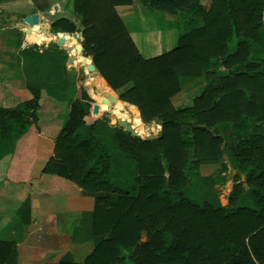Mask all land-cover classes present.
I'll return each instance as SVG.
<instances>
[{"label":"trees","instance_id":"obj_1","mask_svg":"<svg viewBox=\"0 0 264 264\" xmlns=\"http://www.w3.org/2000/svg\"><path fill=\"white\" fill-rule=\"evenodd\" d=\"M134 1L72 0L78 22L51 21L89 58L97 85L92 92L81 84L80 96L66 79L46 89L68 113L42 172L60 180L51 190L93 194L91 250L80 261L55 264H264V0H210L208 7L201 0H143L182 22L175 45L148 57L116 9ZM20 53L46 55L49 79L68 57L54 41H33ZM189 76L203 77L202 88L175 105L172 96ZM29 90L31 97L0 105V159L39 127L41 89ZM117 100L137 106L127 116L115 113L138 133L109 123ZM155 118L158 134L141 136L142 122ZM224 157L235 173L220 205L194 189L225 180ZM206 164L220 172L200 177ZM16 262L15 240L0 238V264Z\"/></svg>","mask_w":264,"mask_h":264},{"label":"crops","instance_id":"obj_2","mask_svg":"<svg viewBox=\"0 0 264 264\" xmlns=\"http://www.w3.org/2000/svg\"><path fill=\"white\" fill-rule=\"evenodd\" d=\"M24 3L27 7L33 6L30 0ZM138 7L135 3L116 5L121 17L127 12L134 14L135 8ZM34 10L42 13V6L36 3ZM70 19L78 22L77 16ZM122 19L129 23L128 19L123 17ZM127 23L126 26L132 36L140 27ZM1 32L2 30H0V105L11 106L31 97L29 86L39 87L41 97L39 127L32 126L33 128L19 137L14 151L0 159V232L7 228V234L11 238L5 239L15 240L16 264L49 262L55 264L66 254L68 258L73 259L70 249L80 248V244L88 241V246L91 244L92 207L87 208L86 203L89 205L92 202L89 196L92 193L51 190L52 183L60 180L42 172L46 160L53 153L54 136L62 121L59 118L61 110L66 109L64 101L54 98L46 89L54 81L66 79L76 84V95L80 96V85H83L78 82L80 70L83 67L87 68L83 72L86 78H92L96 70L88 68L90 60L85 61L84 65L74 64L76 61L72 54H75L76 49L72 48L70 51L65 50L68 55L65 68L61 67L59 73L50 75L49 79L50 70L46 55L29 58L21 54L20 49L19 52L15 51L13 35L8 32L1 35ZM36 42L46 44L48 41ZM117 109L116 106L115 110ZM109 113L115 114L113 111ZM108 118L110 120L111 117L108 115ZM35 183L39 185V191L32 190ZM9 203L11 208L7 206ZM27 205H30L29 221L24 222L27 215H23L22 211Z\"/></svg>","mask_w":264,"mask_h":264},{"label":"rangeland","instance_id":"obj_3","mask_svg":"<svg viewBox=\"0 0 264 264\" xmlns=\"http://www.w3.org/2000/svg\"><path fill=\"white\" fill-rule=\"evenodd\" d=\"M24 1L26 0H0V30H2L1 35H4L6 32L13 35L14 38L12 39V41L15 45V51L17 52H19L20 48L25 47L33 41H38L40 43L43 40L57 41L58 36L56 35V33L58 30H55L51 26V21L60 16H67L69 18L76 16L72 9L71 0H30L33 3V6L30 5V7H27ZM201 2L205 7H208L210 0H201ZM36 3L42 6V13H37L34 10ZM133 3L139 6L138 8H135V13L133 14L127 12L122 17L129 20V23L126 22L127 24H136V26L140 27L137 28V30L132 34V38L135 41L139 51L144 56L148 57L172 48L176 43V37L179 30H181L182 28L181 20H178L173 13L150 6L143 0H135ZM27 17H29L31 20L28 21L26 19ZM70 43H72V40H70ZM71 52L73 53V51ZM74 53L75 54L72 55L76 57L75 61H77L73 62L74 64H83L85 63V61H89L88 57L82 59V53L78 54L76 50ZM86 70V67H83L82 70H80L78 78V82L80 84L83 83L86 79L85 73L83 74V72H85ZM203 83L204 79L201 76L182 77L181 89L172 96L173 103L175 105H185L189 103L193 95L200 92ZM90 91L93 92V90ZM96 95H98V93H96ZM116 106L118 107V109L114 111ZM126 109L128 110V113ZM109 111H113L114 113L120 112L125 114L126 116L129 114V109L124 103H120L117 105L116 103H114ZM67 113L68 108L66 107V109L61 110V115L59 116V118L62 120L65 119ZM152 121L148 123H142L146 127L148 124L152 123ZM159 130L160 127H152L147 130L146 133L140 132L139 134L143 137H146L149 135L158 134ZM224 158V161L227 162L229 166L228 169L224 171L225 180L217 184L211 182L204 183L203 185L207 189V191L204 192L207 195L204 194L202 189H194L195 195L199 196L200 198L209 197L210 200L220 205H225L227 203V194L231 190L233 182L232 175L235 173V169L232 167L231 162H229L227 157ZM216 167V164L202 165L200 169V177H204L208 174L217 175L220 171H218L216 174ZM81 192L88 193L87 191ZM89 196H91L90 200L92 199V202L89 205H87L86 202L85 203L86 207L90 209L93 204V194H89ZM86 199L87 198H85V201H87ZM7 206L11 208L10 203L7 204ZM6 230L7 228L3 229L0 232V237L11 238V236L7 234L8 231ZM144 237L145 234L142 233L141 238L144 239ZM88 243L89 241L87 243L80 244V248L70 249L72 251V254L70 253L71 257L74 260H82L92 248V241H90L91 244H89V246ZM64 257L68 258L67 254ZM45 264L52 263L49 262Z\"/></svg>","mask_w":264,"mask_h":264},{"label":"water","instance_id":"obj_4","mask_svg":"<svg viewBox=\"0 0 264 264\" xmlns=\"http://www.w3.org/2000/svg\"><path fill=\"white\" fill-rule=\"evenodd\" d=\"M26 19L28 21L31 20L29 17H27ZM56 35L58 36L56 42L59 43L63 49H65L66 51H70V49L74 48V46L72 45V43H70V38H69L70 35L67 32L58 30L57 33H56ZM74 49L80 51L77 48H74ZM81 56H82V59H85L86 58L82 54H81ZM74 60H76V57L74 58ZM88 68L91 69V70H95L94 66L91 64L90 61L88 63ZM83 88L85 90H87V91H90V90L97 91V85L92 81V78L91 77H87L84 80V82H83ZM101 100H102V102H106L104 98H102ZM117 101L118 102H122L120 100H117ZM122 103H124L127 106L128 109H132L131 106H135V108H137V106L135 104H133V103H126V102H122ZM108 115L111 117L110 118V121H109V123L111 125H118L120 127L125 128V130L131 131L132 133H137L136 132V129L134 128V126H133V124L131 123L130 120L126 119L125 117H120V116H117V115L111 114V113H108ZM146 127H147V130H149L152 127H156V128L157 127H161V122H160V120L158 118H155L152 121V123L148 124Z\"/></svg>","mask_w":264,"mask_h":264},{"label":"bare ground","instance_id":"obj_5","mask_svg":"<svg viewBox=\"0 0 264 264\" xmlns=\"http://www.w3.org/2000/svg\"><path fill=\"white\" fill-rule=\"evenodd\" d=\"M127 110V109H126ZM129 112H130V109H129ZM127 113H128V110H127Z\"/></svg>","mask_w":264,"mask_h":264}]
</instances>
